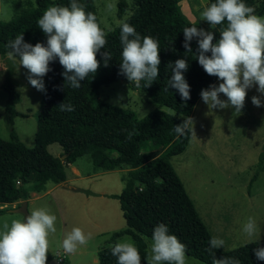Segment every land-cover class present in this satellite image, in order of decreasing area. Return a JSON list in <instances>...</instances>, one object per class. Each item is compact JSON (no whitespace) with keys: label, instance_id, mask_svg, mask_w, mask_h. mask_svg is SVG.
Listing matches in <instances>:
<instances>
[{"label":"trees","instance_id":"1","mask_svg":"<svg viewBox=\"0 0 264 264\" xmlns=\"http://www.w3.org/2000/svg\"><path fill=\"white\" fill-rule=\"evenodd\" d=\"M181 1L134 0L132 14L125 21L134 26L141 39L150 36L158 41L161 61L159 76L149 87H144L145 81H141L139 88L156 104L172 109L175 115L155 109L139 119L130 109L104 101L94 102L99 99L102 86L117 81H125L130 88L137 89L121 74L119 26L107 33V43L101 49V52L110 53L112 59L105 67L104 59L98 53L100 67L96 74L90 73L81 81V87L72 88L65 84L62 75L64 68L58 58L50 62L51 70L46 74L43 103L37 116L34 147L29 148L21 142L14 130H11L9 140L0 138V204H21L30 200L32 193L47 192L49 185L66 184L64 161L48 150L50 145L59 144L68 162L90 156L95 170H130L122 176L125 185L123 191L108 197L119 201L127 224V229L115 233L113 238L118 239L124 234L131 236L139 250L141 264H147V244L142 236L151 239L153 229L160 223L167 225L169 233L176 235L186 245L187 256L204 264H212L213 255L217 258L232 257L240 264H264L254 253L257 247H264V240L231 251H208L212 235L169 161L170 157L182 154L188 145V136L178 137L174 131L175 125L191 116L201 98V90L219 80L209 76L199 65L196 59L198 38L194 37L190 42L192 53H186L183 47L185 27L206 28L202 24L192 23L182 13ZM77 2L85 7L86 12L94 13L100 23L94 0ZM208 2L210 5L215 0ZM243 2L254 8L256 15L264 17V0ZM70 3L71 0H34L31 6L12 20L0 21V58L5 68L1 87L7 94L5 112L11 126L17 117L25 118L28 114L17 110L21 100L17 87L25 84L15 79L18 63L8 58L11 51L8 43L23 34L26 43L35 45L40 42L46 45L47 37L38 27V19L48 7L69 6ZM128 9L127 2L119 0L118 17L122 18ZM214 33L215 43L220 38L219 26ZM177 59H187L189 65L184 73L190 85L191 98L187 102L168 83L172 75V68L168 65L174 64ZM61 103L73 106L74 110L62 111L59 107ZM170 147L172 149L167 155L160 157ZM262 172L264 145L250 186ZM83 192L88 196L94 195L89 190ZM4 211L1 209L0 213ZM47 260L51 261L52 257L48 255ZM97 264H117V257L112 255L110 248H103L98 252Z\"/></svg>","mask_w":264,"mask_h":264},{"label":"rangeland","instance_id":"2","mask_svg":"<svg viewBox=\"0 0 264 264\" xmlns=\"http://www.w3.org/2000/svg\"><path fill=\"white\" fill-rule=\"evenodd\" d=\"M125 1L129 9L119 18V0H94L101 27L106 33L113 32L131 16L134 0ZM33 2L34 0H0V21L12 20ZM108 4L113 5L111 10L107 8ZM207 6V0L180 2L182 13L192 23L202 24L207 31L214 32L216 29H212L207 21L201 20L200 13ZM108 29L112 31L109 32ZM11 59L19 64L18 57ZM3 65L4 62L0 61V138L9 140L10 132L14 130L19 140L32 148L44 91H38L30 85L27 79L28 70L19 64L15 79L25 85L17 87L21 98L17 110L28 114V117H17L14 124L9 125L5 112L7 94L1 87L4 81V71L1 69ZM45 79L46 75L43 77L44 84ZM221 82L218 80L215 85L218 86ZM259 95L255 87L249 89L241 113L235 112L232 107L209 110L200 98L191 114L195 120L196 138L188 135L185 151L169 158L212 237L225 241L221 248L223 251L235 250L264 240V172L250 186L264 145V106L256 107L252 104V97ZM220 98L227 99L223 94ZM261 100L264 105V96H261ZM98 101L130 109L139 119L155 109L175 115L172 109L156 104L140 88L132 89L125 81L102 86L99 99L94 102ZM171 149L172 147L165 150L160 157L167 155ZM49 152L61 159L64 156L59 144L51 145ZM63 161L70 181L56 186L49 185L51 191L46 194L32 193L28 203L30 213L39 208H47L57 218L56 232L49 236L48 255L52 259H61L63 264H97L98 252L103 248H110L109 245L122 241L124 237H130L136 245L129 235L113 238L115 233L125 231L127 224L119 201L108 197L123 191L125 185L122 176L130 170H95L90 156L80 158L79 161L68 162L66 158ZM73 168H80L82 174L74 172L75 175H72ZM81 175L84 178L77 180ZM88 190L94 195L88 196L83 192ZM20 205L0 204V210H5L0 213V231L3 230L5 222L10 225L12 220L24 219L23 214L11 212ZM248 217H253L257 225V234L253 238L247 237L243 232ZM73 227H79L86 234H91V239L86 245L79 246L75 253L68 254L64 252L61 244ZM142 239L145 241L144 236ZM150 241L148 238L149 243ZM146 244L148 247V243ZM194 261L198 260L189 257V264H194Z\"/></svg>","mask_w":264,"mask_h":264},{"label":"clouds","instance_id":"3","mask_svg":"<svg viewBox=\"0 0 264 264\" xmlns=\"http://www.w3.org/2000/svg\"><path fill=\"white\" fill-rule=\"evenodd\" d=\"M113 5L108 4L111 10ZM201 20L207 21L212 29L219 26V39L214 43L215 33L197 26L183 29L186 53H192L190 42L198 38L196 59L209 76L217 77L221 83L210 85L201 90V99L212 109H227L232 107L241 113L245 106L247 92L255 87L260 93L252 97V104L262 105L264 96V17L255 14V9L246 5L243 0H215L201 13ZM38 27L47 37V44L26 43L23 34L9 41L10 58H19V64L28 70L27 79L30 85L38 91H45L43 77L51 70L50 62L58 58L64 68L62 73L65 84L72 88L81 87L89 74H96L100 61L99 53L104 59V66L112 59L108 52H101L107 43V33L101 28L97 16L86 12L85 7L77 0H71L69 6L53 5L48 7L38 19ZM112 31V29H108ZM121 74L125 75L131 84L149 87L159 76L160 47L156 39L144 36L141 39L134 26L127 22L120 24ZM211 53V55H207ZM172 75L168 83L175 88L181 99L187 102L190 96V85L184 73L188 71L187 59H177L169 63ZM223 94L227 99L220 98ZM62 111H73L71 105L61 103ZM178 137L191 135L196 138L195 120L191 116L183 118V122L175 125ZM51 183V181H49ZM56 216L47 208H39L23 220L5 222L0 231V264H47L49 253V236L56 232ZM247 237L257 234V225L253 217H248L243 226ZM91 234H86L81 228L73 227L62 241L61 247L65 253L72 254L79 246L86 245ZM146 249L147 264H189L186 245L178 237L169 233L164 223L154 229L150 243ZM225 241L212 237L208 251L221 249ZM117 264H141V256L130 237L109 245ZM258 260L264 261V247L254 250ZM194 264H200L194 261ZM212 264H240V261L223 256L213 255Z\"/></svg>","mask_w":264,"mask_h":264},{"label":"water","instance_id":"4","mask_svg":"<svg viewBox=\"0 0 264 264\" xmlns=\"http://www.w3.org/2000/svg\"><path fill=\"white\" fill-rule=\"evenodd\" d=\"M65 158H66V155L62 157V160ZM11 212L21 213L24 215V218H26L30 214L29 209H28V201L22 202L18 208L12 209ZM49 264H63V263L59 261L57 258H53L51 261H49Z\"/></svg>","mask_w":264,"mask_h":264},{"label":"crops","instance_id":"5","mask_svg":"<svg viewBox=\"0 0 264 264\" xmlns=\"http://www.w3.org/2000/svg\"><path fill=\"white\" fill-rule=\"evenodd\" d=\"M208 1V0H207ZM8 58H10L9 56H8ZM0 61H2L3 62V60L0 58ZM18 67H20L19 66V64H18ZM1 69H2V71H4L5 70V68H4V65L1 67ZM27 118V117H26ZM17 136H18V134H17ZM53 145V144H52ZM51 147V145L48 147V150H49V148ZM78 161H79V159H78ZM115 171V170H114ZM121 171H123V170H121ZM76 174H82V172H81V170H80V168H73L72 170H71V174L72 175H75V173ZM84 177L81 175L80 177H77L76 179L77 180H80V179H83ZM70 181V178H69V175H68V173H67V182H69ZM66 182V183H67ZM60 185V184H59ZM56 186V185H55ZM49 191H51V188H49L48 187V190H47V192H49ZM47 192H45V193H43V194H46ZM112 195V194H111ZM38 196L39 195H37V197L36 198H38ZM28 203H29V200H28Z\"/></svg>","mask_w":264,"mask_h":264},{"label":"built area","instance_id":"6","mask_svg":"<svg viewBox=\"0 0 264 264\" xmlns=\"http://www.w3.org/2000/svg\"><path fill=\"white\" fill-rule=\"evenodd\" d=\"M59 261L61 260V259H58Z\"/></svg>","mask_w":264,"mask_h":264}]
</instances>
